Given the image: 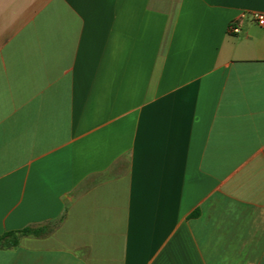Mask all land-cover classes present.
Segmentation results:
<instances>
[{"label": "crops", "instance_id": "crops-1", "mask_svg": "<svg viewBox=\"0 0 264 264\" xmlns=\"http://www.w3.org/2000/svg\"><path fill=\"white\" fill-rule=\"evenodd\" d=\"M256 14L0 0V264H264Z\"/></svg>", "mask_w": 264, "mask_h": 264}, {"label": "trees", "instance_id": "trees-1", "mask_svg": "<svg viewBox=\"0 0 264 264\" xmlns=\"http://www.w3.org/2000/svg\"><path fill=\"white\" fill-rule=\"evenodd\" d=\"M40 229L25 228L19 231H10L0 235V249H11L17 246L18 239L23 235H40Z\"/></svg>", "mask_w": 264, "mask_h": 264}, {"label": "built area", "instance_id": "built-area-1", "mask_svg": "<svg viewBox=\"0 0 264 264\" xmlns=\"http://www.w3.org/2000/svg\"><path fill=\"white\" fill-rule=\"evenodd\" d=\"M254 17H255L257 24L259 26H264V15L256 14ZM229 31H231L233 33H237L239 31V29L236 26H234L233 24H231V25H229Z\"/></svg>", "mask_w": 264, "mask_h": 264}]
</instances>
